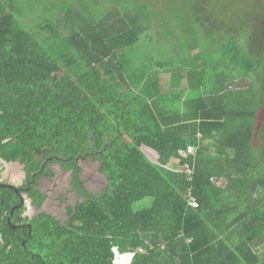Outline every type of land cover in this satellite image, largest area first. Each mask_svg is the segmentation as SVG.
I'll use <instances>...</instances> for the list:
<instances>
[{
  "label": "trees",
  "instance_id": "1",
  "mask_svg": "<svg viewBox=\"0 0 264 264\" xmlns=\"http://www.w3.org/2000/svg\"><path fill=\"white\" fill-rule=\"evenodd\" d=\"M13 2L0 0V168L23 167L36 209L47 198L39 179L53 176L52 164L70 171L77 198L66 205L65 220L46 212L28 217L25 205L10 215L19 197L0 189V264H113L115 250L131 254L129 264H264L257 252L264 248V84L255 96L250 83L234 93L225 92L229 84L205 91L199 73L186 89L199 94L172 106L160 93L158 71L141 86L126 72L124 50L150 21L115 10L88 23L66 11L60 33L70 30L53 58L17 24L8 10ZM224 2L195 7L220 16ZM245 9L264 27V0H245ZM38 30L58 41L52 23ZM247 48L244 55L232 35L222 54L231 68L243 62L246 75L258 76L264 57ZM188 146L193 155L181 157ZM82 160L98 162L107 181L100 192L86 189ZM173 160L178 169L169 168ZM186 163L191 177L180 169ZM148 197L149 207L133 209Z\"/></svg>",
  "mask_w": 264,
  "mask_h": 264
},
{
  "label": "rangeland",
  "instance_id": "2",
  "mask_svg": "<svg viewBox=\"0 0 264 264\" xmlns=\"http://www.w3.org/2000/svg\"><path fill=\"white\" fill-rule=\"evenodd\" d=\"M152 1L154 3L151 4L150 0H14V7H8V10L17 24L32 33L53 58L63 50V38L70 30L63 29V35L60 33V24L66 11L71 15L79 13L80 19L88 23L97 22L108 12L115 10L120 15L124 12L139 14L150 21L149 24L145 23L148 29L137 43L124 50L126 72L135 86H141L149 73L158 71L159 76L165 77L162 80L163 89L167 88L169 74L171 81L168 93L163 97L169 98L168 103L172 106H178L181 105L179 97L184 99L199 94L200 90L197 88L186 89L188 80L192 84V80L195 81V76L200 73L204 77L205 91H215L229 84L230 90L225 88V92L234 93L238 88H247L250 83L251 93L256 95L258 88L261 89L264 84V63L259 68L260 75H246L243 62L231 68L229 58L222 54V45L233 35L244 55L250 44L251 49L258 50L262 59L264 57V27L251 21L249 17H253V14L247 16L245 0H225L221 3L224 7L222 6L220 16L207 6L203 9L195 7L198 2L206 5L211 0H182L181 3L172 5L163 0ZM237 7L241 10L236 12ZM224 17L228 19L227 24H224ZM46 22L52 23L54 29L59 31L57 42L39 32L38 27ZM129 93L131 90L127 91ZM143 149L146 157L155 163L154 153L146 147ZM79 165L82 169L81 179L88 191L98 193L105 188L106 177L99 172L98 162L82 160ZM168 166L179 168L174 160ZM50 168L53 169L54 176L42 178L38 186L39 190L47 194L46 201L40 209H35L30 205V199L23 195L24 214L32 217L43 211L58 220H65V206L73 205L77 198L70 186V172L58 164H52ZM24 177L18 163H7L0 168V178L16 188L23 187ZM151 203L152 198H144L134 203L133 209L140 210L149 207ZM257 252L260 258H264V248H259Z\"/></svg>",
  "mask_w": 264,
  "mask_h": 264
},
{
  "label": "crops",
  "instance_id": "3",
  "mask_svg": "<svg viewBox=\"0 0 264 264\" xmlns=\"http://www.w3.org/2000/svg\"><path fill=\"white\" fill-rule=\"evenodd\" d=\"M168 76V83H167V88H164L163 89V85H162V80L165 78L164 75H161L159 76L158 75V79H159V90H160V93H162L163 95H166L168 92V86H169V83L171 81L170 77H169V74H167ZM185 85V84H184ZM181 103V102H180ZM7 163H4L3 166H5ZM22 167V166H21ZM22 170H23V167H22ZM24 172V171H23ZM24 176H25V173H24ZM25 178V177H24ZM41 191V190H40ZM42 192V191H41ZM44 193V192H42ZM46 195V193H44ZM22 196V195H21ZM19 197V196H18ZM23 197V196H22ZM24 199V198H23ZM47 199V198H46ZM45 199V201H46ZM20 200V198H19ZM24 203H25V200H24ZM44 204V202H43ZM42 204V205H43ZM24 205V204H23ZM30 205L35 208L32 204H31V201H30ZM41 205V207H42ZM40 207V208H41ZM66 207V206H65ZM38 208V209H40ZM36 209V208H35ZM39 212H43V211H39ZM38 213V212H37ZM66 213V211H65ZM35 215V214H34ZM1 233V232H0ZM2 243H3V237H2ZM2 245V244H1ZM115 253V259H114V263L113 264H129L131 259H132V255L131 254H119L116 250L114 251ZM262 259V258H261Z\"/></svg>",
  "mask_w": 264,
  "mask_h": 264
},
{
  "label": "built area",
  "instance_id": "4",
  "mask_svg": "<svg viewBox=\"0 0 264 264\" xmlns=\"http://www.w3.org/2000/svg\"><path fill=\"white\" fill-rule=\"evenodd\" d=\"M194 151H195V148L193 146H188L185 151L180 152V155H181V157L187 158L188 156L193 155ZM180 169H182L188 177H191L193 174L192 169L190 168L189 164H187V163L183 167H181ZM0 182L3 183V179L0 178ZM188 205L191 208L197 207V201L193 196H189ZM1 244H2V234L0 233V246H1ZM138 251L141 252L142 250L138 249Z\"/></svg>",
  "mask_w": 264,
  "mask_h": 264
},
{
  "label": "water",
  "instance_id": "5",
  "mask_svg": "<svg viewBox=\"0 0 264 264\" xmlns=\"http://www.w3.org/2000/svg\"><path fill=\"white\" fill-rule=\"evenodd\" d=\"M4 188L12 189V190H13V191L19 196V198H20V203H19V205L14 206V207L10 210V215H12L13 212H14V210H15L16 208H18V207H20V206H22V205L24 204V199H23V197L20 195V191H21L22 189H20V188H16V187H14V186H12V185H10V184H4V183H1V182H0V189H4ZM29 189H30V185H28V187L26 188V191H28ZM7 222H8V224L10 225V220H9V219L7 220ZM11 227H12V229H15V228H16V226H13V225H11ZM23 245H24V243H23Z\"/></svg>",
  "mask_w": 264,
  "mask_h": 264
},
{
  "label": "flooded vegetation",
  "instance_id": "6",
  "mask_svg": "<svg viewBox=\"0 0 264 264\" xmlns=\"http://www.w3.org/2000/svg\"><path fill=\"white\" fill-rule=\"evenodd\" d=\"M50 169H51V168H50ZM51 170H52V172H53V176H54V171H53V169H51ZM69 172H70V171H69ZM80 175H81V174H80ZM53 176H51V177H53ZM51 177H45V176H44V177H41V178L39 179V184H40V182H41L40 180H41L42 178H43V179H46V178H51ZM70 179H71V176H70ZM24 181H25V178H24ZM38 186H39V185H38ZM70 186H71V185H70ZM26 188H27V187H24V186L20 188V189H22V190L20 191V195H22V196H23V195H26V196L28 197V195H27L28 192L26 191ZM42 192H43V191H42ZM73 192H74V191H73ZM44 193H45V192H44ZM74 193H75V192H74ZM75 195H76V194H75ZM46 196H47V194H46ZM44 202H45V201H44ZM73 205H74V204H73Z\"/></svg>",
  "mask_w": 264,
  "mask_h": 264
}]
</instances>
